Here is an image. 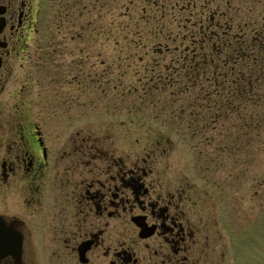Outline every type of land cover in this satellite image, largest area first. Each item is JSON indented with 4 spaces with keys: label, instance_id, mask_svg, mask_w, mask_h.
Segmentation results:
<instances>
[{
    "label": "flooded vegetation",
    "instance_id": "obj_1",
    "mask_svg": "<svg viewBox=\"0 0 264 264\" xmlns=\"http://www.w3.org/2000/svg\"><path fill=\"white\" fill-rule=\"evenodd\" d=\"M87 2L0 0V264H232L195 186L180 172L148 171L151 152L165 161L162 140L144 147L148 170L136 160L104 169L103 141L55 124L85 94L87 36L101 35L88 14L103 0ZM228 6L210 12L222 18ZM183 9L174 27L195 37V0ZM174 49L195 52V40ZM8 229L18 254L3 252Z\"/></svg>",
    "mask_w": 264,
    "mask_h": 264
},
{
    "label": "rangeland",
    "instance_id": "obj_2",
    "mask_svg": "<svg viewBox=\"0 0 264 264\" xmlns=\"http://www.w3.org/2000/svg\"><path fill=\"white\" fill-rule=\"evenodd\" d=\"M186 1L103 0V9L90 10L88 15L98 20L101 35L87 36L86 91L74 96L70 114L56 111L55 124L69 122L72 139L103 141L99 161L104 169L114 161L130 165L136 160L148 170L142 163L147 157L144 147L154 137L162 140L167 144L166 152H161L165 161L160 162V152H151L148 171L180 172L195 186L198 204H206L212 213L232 264H264V143L254 147L250 160L242 157L240 149V155L212 157L209 162L211 146L195 138L194 125L178 119L180 110L189 111L183 84L154 91L148 77L150 70L164 77L167 66L180 74V68L188 64L187 57L195 53L174 49L191 46L198 38L196 28L194 37L184 32L183 25L174 27L175 21L188 18L183 9ZM227 1L233 24L227 21L229 13L217 16L221 23L245 24L258 20L264 12V0H195V12L204 21L210 10L220 4L225 8ZM161 25L163 32L157 34ZM165 46L170 50H158Z\"/></svg>",
    "mask_w": 264,
    "mask_h": 264
},
{
    "label": "trees",
    "instance_id": "obj_3",
    "mask_svg": "<svg viewBox=\"0 0 264 264\" xmlns=\"http://www.w3.org/2000/svg\"><path fill=\"white\" fill-rule=\"evenodd\" d=\"M225 11L233 24L230 4ZM258 17L232 26L207 15L198 23L195 53L180 74L168 66L164 77L149 72L154 91L183 84L189 111L180 110L177 116L195 126V138L211 146L209 162L240 155V149L250 160L254 147L264 143V12ZM214 140L219 142L212 145Z\"/></svg>",
    "mask_w": 264,
    "mask_h": 264
},
{
    "label": "water",
    "instance_id": "obj_4",
    "mask_svg": "<svg viewBox=\"0 0 264 264\" xmlns=\"http://www.w3.org/2000/svg\"><path fill=\"white\" fill-rule=\"evenodd\" d=\"M16 235L10 230L7 232V238L2 242L4 247V253L15 255L18 254V241L16 240Z\"/></svg>",
    "mask_w": 264,
    "mask_h": 264
}]
</instances>
